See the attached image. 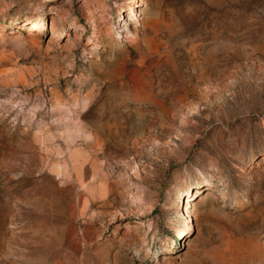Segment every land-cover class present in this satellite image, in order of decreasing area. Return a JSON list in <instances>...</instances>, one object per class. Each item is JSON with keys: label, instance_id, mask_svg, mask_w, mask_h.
<instances>
[{"label": "rangeland", "instance_id": "rangeland-1", "mask_svg": "<svg viewBox=\"0 0 264 264\" xmlns=\"http://www.w3.org/2000/svg\"><path fill=\"white\" fill-rule=\"evenodd\" d=\"M0 264H264V0H0Z\"/></svg>", "mask_w": 264, "mask_h": 264}]
</instances>
